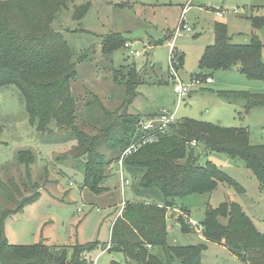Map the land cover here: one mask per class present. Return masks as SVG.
Masks as SVG:
<instances>
[{"label":"rangeland","instance_id":"1","mask_svg":"<svg viewBox=\"0 0 264 264\" xmlns=\"http://www.w3.org/2000/svg\"><path fill=\"white\" fill-rule=\"evenodd\" d=\"M87 2L90 8L85 16L73 19L74 7ZM251 16L264 17V0H69L67 8L55 15L52 28L64 36L74 53L77 73L70 90L76 104L77 129L95 135L124 111L125 87L112 80V73L125 67V71L138 72L141 79L126 107L128 114L146 119L166 112L174 113L176 121L187 118L226 128L245 127L251 145H264V107L246 113L242 101L225 96L237 92L263 95L264 83L248 79L235 67L226 71L199 68L204 48L213 42V25L226 24L230 42L246 44L252 32ZM181 25L191 30L180 29ZM111 33L121 35L127 45L104 55L102 38ZM256 34L263 44L264 62V25ZM172 50L174 59L183 56L182 63L174 69L182 82H190L200 73L205 75L202 78L213 80L212 84L193 89L179 104L173 91L175 76L169 71ZM129 51L140 55L135 57ZM0 123V218L9 214L4 225L9 244L42 242L54 250L98 241L96 249L84 253L89 262L96 258L95 264L124 263L121 253L107 251V243L113 213L123 202L141 201L136 192L139 176L122 166V177L128 183L121 186L120 168L113 161L103 182L104 192L94 194L84 187L85 159L74 156V136L66 130L36 131L28 123L23 100L14 86L0 87ZM19 151L32 153L34 162L29 170L19 162ZM106 155V159L110 158V154ZM200 161L212 162L243 192L218 184L210 194L182 198L178 205L183 206L188 217L171 209L169 222L181 215L199 223L205 208L234 202L263 233L264 193L244 163L211 152ZM29 199L34 200L27 202ZM24 201L27 203L21 205ZM191 228L193 232L184 234L178 225H173L168 232L169 243L204 244L201 264H245L220 243L205 241L202 227Z\"/></svg>","mask_w":264,"mask_h":264},{"label":"trees","instance_id":"2","mask_svg":"<svg viewBox=\"0 0 264 264\" xmlns=\"http://www.w3.org/2000/svg\"><path fill=\"white\" fill-rule=\"evenodd\" d=\"M68 3L69 0H0V87L14 86L18 90L28 123L36 131L66 130L74 136V156L85 159L83 186L100 194L106 190L103 182L109 165L113 161L117 163L123 149L138 134L141 118L128 114L126 107L141 79L133 69H116L112 80L125 87L124 111L95 135L77 129L76 104L70 90L77 73L74 53L64 36L52 28L55 15L66 9ZM89 8V2L74 7L72 18L82 19ZM249 22L252 32L246 44H232L227 25L216 22L213 42L204 48L199 68L226 71L238 67L248 79L264 83L263 44L256 34L264 25V17L251 16ZM126 42L119 34H107L102 38L101 52L110 55L124 48ZM182 61L183 56H179L178 65ZM225 96L242 101L246 113L264 107V94L237 92ZM106 152L110 158L106 159ZM209 152L241 160L264 193V145L250 144L248 128H226L187 118L176 121L154 143L123 161L130 174L139 176L136 192L141 201L124 202L113 213L107 251L121 253L125 261L110 264H174L175 261L201 264L204 244L180 246L168 241V232L175 224L184 234L193 232L181 216L188 214L178 201L190 195L210 194L218 184L243 192L238 183L212 162L201 163V157ZM17 157L27 170L34 162L29 151H19ZM171 209L181 211L172 223L168 212ZM8 215L4 213L0 218V264H87L84 253L98 247V241L54 250L42 242L11 245L4 235ZM199 224L205 241L222 243L245 264H264V232L255 229L238 204L224 202L216 208H205Z\"/></svg>","mask_w":264,"mask_h":264},{"label":"built area","instance_id":"3","mask_svg":"<svg viewBox=\"0 0 264 264\" xmlns=\"http://www.w3.org/2000/svg\"><path fill=\"white\" fill-rule=\"evenodd\" d=\"M217 15H221V13L217 11ZM180 29H185L187 32L191 30L187 26H182V28ZM129 54L135 57L140 55L138 52H133V51H129ZM177 65H178V60L174 59L170 53L169 71L171 75L175 76L173 91L177 99V104L182 102L190 94V92L193 89L201 87L203 84H206V85L212 84L213 80L210 77H207V78L194 77L190 80V82H187V83L182 82L180 78L176 75V72L174 70ZM174 122H176L174 113H166V112H161L156 116H150L146 119L139 120L137 124V132H138L137 136L134 138L131 144H129L127 147L123 149L116 163V165L120 168L121 186L128 183V181L124 180L122 177L121 168L123 166V161L127 157L137 153L142 147L154 143L156 141V138L159 135L164 134L166 130L168 129V127L170 126V124ZM123 204L124 202L122 203V206ZM187 221L191 227L199 226L201 228V225L199 223L191 219ZM95 262H96V258L94 261H92L91 264H95Z\"/></svg>","mask_w":264,"mask_h":264},{"label":"crops","instance_id":"4","mask_svg":"<svg viewBox=\"0 0 264 264\" xmlns=\"http://www.w3.org/2000/svg\"><path fill=\"white\" fill-rule=\"evenodd\" d=\"M182 56V55H181ZM235 69H237L238 70V67H235ZM213 83V82H212ZM152 115H154V114H152ZM152 115H150V116H152ZM136 202H138V201H136ZM119 214V213H118ZM221 245H223L222 243H220ZM224 247V246H223ZM225 248V247H224ZM92 261V260H91Z\"/></svg>","mask_w":264,"mask_h":264}]
</instances>
